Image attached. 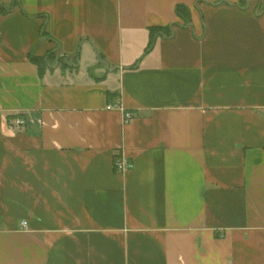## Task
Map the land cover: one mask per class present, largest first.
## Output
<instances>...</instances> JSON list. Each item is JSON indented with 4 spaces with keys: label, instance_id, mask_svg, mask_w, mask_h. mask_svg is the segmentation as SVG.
<instances>
[{
    "label": "crops",
    "instance_id": "1",
    "mask_svg": "<svg viewBox=\"0 0 264 264\" xmlns=\"http://www.w3.org/2000/svg\"><path fill=\"white\" fill-rule=\"evenodd\" d=\"M0 264H264V0H0Z\"/></svg>",
    "mask_w": 264,
    "mask_h": 264
},
{
    "label": "built area",
    "instance_id": "2",
    "mask_svg": "<svg viewBox=\"0 0 264 264\" xmlns=\"http://www.w3.org/2000/svg\"><path fill=\"white\" fill-rule=\"evenodd\" d=\"M108 108L112 109V108H115V106L114 105H109ZM133 118H134L133 113H131L129 111H126V110L124 111V123L130 122ZM14 124H15V126L17 128H21V127H23L26 124V120L23 117H18L15 120ZM130 166L131 165L129 163H127V161L125 160L124 157L117 158L116 163H115V167L119 171H124V170L128 169ZM22 225L26 227L27 226V222L23 221Z\"/></svg>",
    "mask_w": 264,
    "mask_h": 264
},
{
    "label": "trees",
    "instance_id": "3",
    "mask_svg": "<svg viewBox=\"0 0 264 264\" xmlns=\"http://www.w3.org/2000/svg\"><path fill=\"white\" fill-rule=\"evenodd\" d=\"M177 13L180 17H183V18H187L188 16V11H187V8L183 5H180L178 6L177 8ZM167 31H164L165 34H167L169 31L168 29H166ZM159 31H163L162 28H153L151 29V42H150V45H149V48H152L154 43H155V35L156 33H158ZM33 62H35L36 64H38L40 66V68H42L43 64H46V60L45 59H42V58H34V59H31ZM112 94H110L111 96Z\"/></svg>",
    "mask_w": 264,
    "mask_h": 264
},
{
    "label": "rangeland",
    "instance_id": "4",
    "mask_svg": "<svg viewBox=\"0 0 264 264\" xmlns=\"http://www.w3.org/2000/svg\"><path fill=\"white\" fill-rule=\"evenodd\" d=\"M51 56H52V60H51V62L53 63L54 61L57 60V55H56V54H52ZM42 67H45V64H43Z\"/></svg>",
    "mask_w": 264,
    "mask_h": 264
}]
</instances>
